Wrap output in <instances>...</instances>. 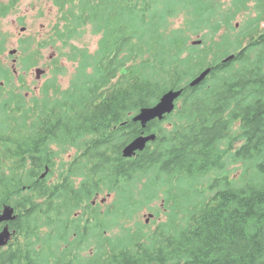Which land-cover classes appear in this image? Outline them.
I'll use <instances>...</instances> for the list:
<instances>
[{"label": "trees", "instance_id": "1", "mask_svg": "<svg viewBox=\"0 0 264 264\" xmlns=\"http://www.w3.org/2000/svg\"><path fill=\"white\" fill-rule=\"evenodd\" d=\"M49 1L60 18L41 46L92 28L98 52L73 46L71 87L56 64L32 101L1 86L13 72L0 64V209L20 236L0 264H264V0ZM181 90L163 121H134ZM142 134L156 140L124 157ZM53 146H76L75 161L56 163Z\"/></svg>", "mask_w": 264, "mask_h": 264}, {"label": "rangeland", "instance_id": "2", "mask_svg": "<svg viewBox=\"0 0 264 264\" xmlns=\"http://www.w3.org/2000/svg\"><path fill=\"white\" fill-rule=\"evenodd\" d=\"M230 1L231 0H225V2ZM251 2L252 3L250 5L254 7L253 1ZM1 6H12V8L7 11L6 15L2 16L0 14V37L2 39H5V50L0 54V64L10 71L14 72L13 86H7L6 88L8 90H16V94L22 95L24 98L30 101H32L36 97H40L42 91H44L45 86L52 78L55 77L54 66L56 64L58 65V67L65 69L62 74L56 76L57 86L60 89L71 87V83L74 80L77 72L76 62H72L70 58V56L73 54V46L86 48L89 53L92 54L98 52V42L100 36L94 35L92 32V28H88L87 30H85L82 38H80L79 40L72 41L70 44L72 48L69 46L63 47V45L59 43L57 44L56 48H51L50 46L43 48L41 46L40 42L43 41V38L45 36H49L50 34H52L53 29L55 28L54 26L60 18L58 9H56V7H54L52 2L49 0H18L17 2H14V0H0V7ZM243 20L244 16L239 17V19L237 20V22H239L237 23V27H239L240 22ZM180 23V20H174L173 26H178ZM24 28L26 29V31L22 32V29ZM193 41L202 42V40L199 39H195ZM23 43L27 46V51L21 49ZM199 47H202V44ZM14 49H17L18 52L15 51L16 54L12 56V52L14 51ZM211 54H214V51L211 52ZM230 55L233 56V53ZM27 58L31 61L36 60L37 64L32 65V67H29L27 70H25L27 66L24 64V60H27ZM210 58H212V55L210 56ZM37 69L43 72L40 77H36ZM40 98H42V96ZM179 103L181 104V102ZM131 143L132 142H130L129 144ZM76 150H78L76 146L52 147V152L54 154V160L56 163L57 161L58 163H61L63 161H75V156L77 154ZM241 173V169L233 172L235 178H239L241 176ZM56 179H59V176L57 174H53V176L49 178L50 181H54ZM102 198L104 199V201L100 203L103 205L102 209L105 211L108 206L115 202L116 195L110 194V196H108L106 194V197L102 196L99 199L101 200ZM4 210H2V212ZM82 214L83 211H80V216ZM153 218V214L146 215V218L144 214H142V219H146V222L151 221ZM16 219L17 218L13 217V220L3 222L2 224H5V227L0 233H3L7 226H11L13 228L12 224L16 221ZM40 232L47 233L46 227L40 226ZM116 232H118V230H116ZM13 233L17 234L15 229H13ZM118 234L120 233L118 232ZM111 236H113V234ZM19 240L20 239H18V241ZM57 241L58 240H53L50 243H47L48 241L42 242L53 245L59 242L60 244H62V246H64V248L61 249V254L66 253L68 248H70V244H64L61 241ZM73 243L75 242L73 241ZM74 250L77 251V248H74ZM55 254H57V252ZM81 256L84 259H87L89 255L84 252Z\"/></svg>", "mask_w": 264, "mask_h": 264}, {"label": "water", "instance_id": "3", "mask_svg": "<svg viewBox=\"0 0 264 264\" xmlns=\"http://www.w3.org/2000/svg\"><path fill=\"white\" fill-rule=\"evenodd\" d=\"M26 29H22V32H25ZM202 42L196 41L193 45H201ZM16 54L15 51L12 52V55ZM235 55L229 56L223 60V63L230 62L234 60ZM41 70H37L36 74L38 77L42 75ZM211 73V69H206L196 78H194L190 84V87H196L200 85ZM183 91H169L161 98L160 102L151 108L142 109L140 114L134 118V121L139 122L142 124L143 128H146L147 125L154 120H163L166 115L172 114L176 109V101L181 97ZM156 140V136L154 134L149 136H140L135 139L131 144L126 146L123 150V155L126 158H132L137 155L138 152H142L147 148V145L150 142H154ZM13 209L7 207L2 212L0 210V224L5 221L13 220ZM10 234L7 229L3 233L0 234V248L7 245L8 241L10 240Z\"/></svg>", "mask_w": 264, "mask_h": 264}, {"label": "flooded vegetation", "instance_id": "4", "mask_svg": "<svg viewBox=\"0 0 264 264\" xmlns=\"http://www.w3.org/2000/svg\"><path fill=\"white\" fill-rule=\"evenodd\" d=\"M17 61V60H16ZM14 62H15V60H14ZM13 74H14V72H13ZM1 86H3L4 88H6L4 85H3V83H1ZM16 218H17V215H16ZM5 227V224H2V225H0V232L3 230V228ZM9 229H10V232L12 233V236H13V238H12V240L10 241V243H9V245L7 246V247H5V248H3V249H1L0 250V255L3 253V252H5V251H9V250H11L12 248H14V246H15V244H16V241H18V239L20 238V236L18 235V232H17V234H14L13 233V228L11 227V226H9Z\"/></svg>", "mask_w": 264, "mask_h": 264}]
</instances>
